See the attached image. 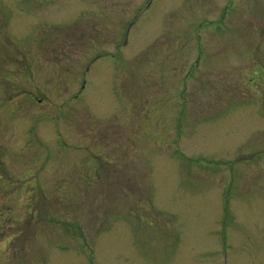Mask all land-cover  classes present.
Here are the masks:
<instances>
[{
    "label": "rangeland",
    "instance_id": "374dc122",
    "mask_svg": "<svg viewBox=\"0 0 264 264\" xmlns=\"http://www.w3.org/2000/svg\"><path fill=\"white\" fill-rule=\"evenodd\" d=\"M0 264H264V0H0Z\"/></svg>",
    "mask_w": 264,
    "mask_h": 264
},
{
    "label": "flooded vegetation",
    "instance_id": "af4514ba",
    "mask_svg": "<svg viewBox=\"0 0 264 264\" xmlns=\"http://www.w3.org/2000/svg\"><path fill=\"white\" fill-rule=\"evenodd\" d=\"M3 183L2 182H0V185H2Z\"/></svg>",
    "mask_w": 264,
    "mask_h": 264
}]
</instances>
